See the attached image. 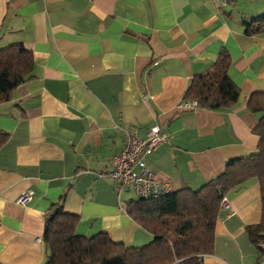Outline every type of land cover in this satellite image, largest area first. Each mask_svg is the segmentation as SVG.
Segmentation results:
<instances>
[{
	"label": "crops",
	"instance_id": "1",
	"mask_svg": "<svg viewBox=\"0 0 264 264\" xmlns=\"http://www.w3.org/2000/svg\"><path fill=\"white\" fill-rule=\"evenodd\" d=\"M262 12L264 0H0V48L22 43L33 55L32 76L0 102V264H44L46 218L59 205L78 215L79 235L152 239L127 212L133 190L107 175L126 131L166 133L146 161L171 191L197 189L252 154L259 114L247 101L264 91V31L247 34L244 23ZM223 49L236 104L181 106ZM28 189L32 198L16 202ZM223 197L204 263L258 264L247 232L262 218L258 179Z\"/></svg>",
	"mask_w": 264,
	"mask_h": 264
},
{
	"label": "trees",
	"instance_id": "2",
	"mask_svg": "<svg viewBox=\"0 0 264 264\" xmlns=\"http://www.w3.org/2000/svg\"><path fill=\"white\" fill-rule=\"evenodd\" d=\"M245 33L264 31V12L244 23ZM230 56L221 50L213 64L193 76L184 99H194L208 109H226L236 104L240 90L228 76ZM33 55L22 43L0 48V102L32 76ZM247 106L259 114L253 131L258 136L256 150L246 157L229 159L224 170L197 189L181 188L158 197L137 198L128 204V214L152 234L142 245H126L106 233L91 236L75 233L78 215L54 206L46 218L43 240L48 248L44 264H205L211 253L214 224L220 201L227 190L250 177L260 186L262 218L247 226L253 242L264 239V91L250 94ZM8 134L0 130V146Z\"/></svg>",
	"mask_w": 264,
	"mask_h": 264
},
{
	"label": "built area",
	"instance_id": "3",
	"mask_svg": "<svg viewBox=\"0 0 264 264\" xmlns=\"http://www.w3.org/2000/svg\"><path fill=\"white\" fill-rule=\"evenodd\" d=\"M197 105L194 99L184 101L181 106ZM167 139L166 133L158 125L150 127L144 137L133 131H126L123 148L112 157V168L107 175L120 187L132 189L137 198L150 199L171 191L169 184L157 180L146 161V156ZM32 198V190H27L16 198L20 204ZM220 206L229 207L223 197ZM258 264H264V239L257 242Z\"/></svg>",
	"mask_w": 264,
	"mask_h": 264
},
{
	"label": "water",
	"instance_id": "4",
	"mask_svg": "<svg viewBox=\"0 0 264 264\" xmlns=\"http://www.w3.org/2000/svg\"><path fill=\"white\" fill-rule=\"evenodd\" d=\"M52 215H53V213L51 212V213H49V215H48V218H51L52 217Z\"/></svg>",
	"mask_w": 264,
	"mask_h": 264
}]
</instances>
